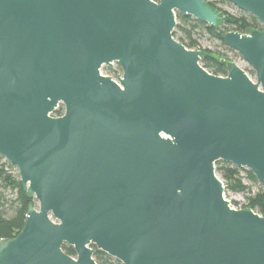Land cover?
I'll return each mask as SVG.
<instances>
[{"label": "water", "instance_id": "water-1", "mask_svg": "<svg viewBox=\"0 0 264 264\" xmlns=\"http://www.w3.org/2000/svg\"><path fill=\"white\" fill-rule=\"evenodd\" d=\"M226 1L263 26L223 37L256 81L209 73L174 38L178 15L221 26L206 0H0V156L38 203L0 264H97L91 246L122 264H264V217L233 209L216 172L264 183V0Z\"/></svg>", "mask_w": 264, "mask_h": 264}, {"label": "trees", "instance_id": "trees-1", "mask_svg": "<svg viewBox=\"0 0 264 264\" xmlns=\"http://www.w3.org/2000/svg\"><path fill=\"white\" fill-rule=\"evenodd\" d=\"M222 1L226 2V0ZM209 5L218 10L224 18L223 23L218 28L208 26L192 17L178 15L180 24L176 27L173 36L190 50H201L195 38L198 30L206 32L212 39L220 42L229 51L233 50L229 49L223 41V37L227 33L238 32L243 35H249L253 31L263 30L262 24L251 15L247 14L242 17L231 16L218 8L215 3L209 2ZM178 32L181 33V36H178ZM204 52L205 56L201 60L203 68L215 76L226 77L231 66L227 56L211 51ZM250 73L256 77L252 70ZM63 115V107L54 113L55 117H62ZM241 171V169L236 168L232 164L222 161L216 163V172L228 181L229 187L236 192L245 193L249 188L242 183ZM247 175L251 182L258 184L259 181L252 172L247 171ZM261 186L260 192L249 198L247 209L255 211L264 217V183H261ZM8 192L13 194L14 198L9 199ZM31 205H34V199L27 194L26 188L21 183L18 171L0 156V241L13 239L18 235L25 225L26 216ZM91 247L95 250L94 259L97 264H122L120 261L97 250L95 246ZM63 250L71 257L76 256L74 249L67 245L64 246Z\"/></svg>", "mask_w": 264, "mask_h": 264}, {"label": "rangeland", "instance_id": "rangeland-1", "mask_svg": "<svg viewBox=\"0 0 264 264\" xmlns=\"http://www.w3.org/2000/svg\"><path fill=\"white\" fill-rule=\"evenodd\" d=\"M212 3H215L218 8H220L223 12L236 17H242L247 15L248 13L239 10L234 5L230 4L229 2H223L222 0H210ZM250 15V14H248ZM179 21L177 20V26L179 25ZM178 36H181V33L178 32ZM195 38L198 41V44L201 48V51H211L220 54H224L229 59L230 63H234L240 69L245 71L247 75L253 80L256 81V77L252 76L250 71L252 70L248 63L244 60V58L236 53L235 51H229L224 48L220 42L212 39L206 32L202 30H198ZM202 65V64H201ZM208 71V70H207ZM108 74L113 79L117 80L120 76V68L117 64L113 65L112 67H103L102 74ZM17 170V169H16ZM240 177L242 183L249 188V190L245 193L236 192L229 187V183L225 180L221 174L217 173L220 180L223 182L225 187V198L229 201L232 207L235 210H245L249 205V198L254 197L257 195L260 190L262 189L261 183L255 184L251 182L248 178L246 169H241ZM18 171V170H17ZM8 198H14V195L10 192L7 193ZM34 205L38 208V203L34 200ZM255 212V211H254ZM257 213V212H255ZM258 214V213H257Z\"/></svg>", "mask_w": 264, "mask_h": 264}, {"label": "built area", "instance_id": "built-area-1", "mask_svg": "<svg viewBox=\"0 0 264 264\" xmlns=\"http://www.w3.org/2000/svg\"><path fill=\"white\" fill-rule=\"evenodd\" d=\"M208 3L209 2H211L210 0H206ZM113 65H115V64H113ZM112 65V66H113ZM120 68V67H119ZM103 69V68H102ZM101 74H102V70H101ZM103 75V74H102ZM112 78V77H111ZM121 78H123V72H122V70H121V68H120V76H119V78L117 79V80H115V79H113L115 82H117L118 83V81L121 79ZM231 204V203H230ZM231 207H232V205H231ZM233 208V207H232ZM234 209V208H233Z\"/></svg>", "mask_w": 264, "mask_h": 264}]
</instances>
